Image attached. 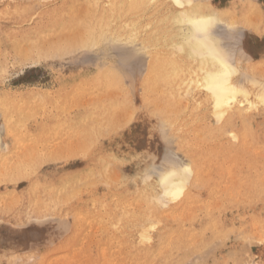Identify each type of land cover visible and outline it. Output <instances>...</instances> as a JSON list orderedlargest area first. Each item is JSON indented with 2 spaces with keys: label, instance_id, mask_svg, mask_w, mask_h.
<instances>
[{
  "label": "rangeland",
  "instance_id": "obj_1",
  "mask_svg": "<svg viewBox=\"0 0 264 264\" xmlns=\"http://www.w3.org/2000/svg\"><path fill=\"white\" fill-rule=\"evenodd\" d=\"M180 1L0 0V264H264V0ZM183 9L253 109L214 118Z\"/></svg>",
  "mask_w": 264,
  "mask_h": 264
},
{
  "label": "bare ground",
  "instance_id": "obj_2",
  "mask_svg": "<svg viewBox=\"0 0 264 264\" xmlns=\"http://www.w3.org/2000/svg\"><path fill=\"white\" fill-rule=\"evenodd\" d=\"M187 1V0H186ZM135 2V0H134ZM140 2V1H139ZM172 2L174 4H177L178 7L179 5H183V3L180 1V0H172ZM185 3V2H184ZM191 3V2H190ZM145 4V3H144ZM186 4V3H185ZM82 5V4H81ZM189 6V5H188ZM133 7V6H132ZM141 8V7H140ZM188 9V8H187ZM196 9V8H194ZM104 10V9H103ZM192 10V8H191ZM177 11V10H176ZM180 11V10H178ZM183 12H176L177 16L174 17L173 15V18L171 17V19H173L174 22L178 23V25H189L191 27H193L192 29L196 30L194 31L193 30V36L195 35L194 33H196L194 39H193V36L192 38L190 37L189 38V31H187L188 33V37H187V34L184 35V40L180 41V46H178L179 48L176 47V49L181 52V51H184L186 52V56L188 57V59H191L192 62L194 63H198V67H197V72L194 73V71H192L194 74V78H193V82L196 86V88H199L201 90H203L206 94V98L207 100L211 103L212 105V111H214V118L217 117L218 119L220 118V116L222 115V113L226 112V109L228 110V106L230 107L231 104H234L238 98H240V100L242 99V103L246 101V104L247 106L249 105L250 107H255V103L252 105V102H250L248 100V95L250 94L249 93V90H246V88L243 86H240V84L237 85V83L235 84L233 82V76L235 73H237L238 71H236L237 69L234 68V66H232V64L229 63V60H227L225 58V54L223 55L222 52H220V50L217 49L216 45H218L215 41H212V36H205L203 37L202 35H200L199 32H204V33H208L210 32V35L212 34L211 33V29L213 28L212 25L214 26L215 24V21H217L216 17L214 16H208V15H203V14H200V15H197L199 13V11L197 13H194V12H191V11H186V9L182 10ZM126 12V11H125ZM128 13V12H126ZM179 13V15H178ZM102 14V13H101ZM111 16V15H110ZM124 16V15H123ZM119 17V16H118ZM219 18V17H218ZM108 19V18H107ZM111 19V18H110ZM170 19V20H171ZM214 23V24H213ZM101 23H99V26H100ZM173 24V23H172ZM125 25V23L123 24V26ZM174 25V24H173ZM126 26V25H125ZM108 27V26H107ZM135 27V26H133ZM185 27V26H184ZM212 27V28H211ZM224 27V25H223ZM231 27V26H230ZM178 27L175 26V29L177 30ZM180 28H183L180 27ZM190 28V27H189ZM211 28V29H210ZM191 29V30H192ZM217 29V27H216ZM89 30V29H88ZM171 30V28L169 29ZM179 30V29H178ZM177 30V31H178ZM181 30V29H180ZM189 30V29H187ZM210 30V31H209ZM236 30V29H235ZM185 31V30H184ZM234 31V30H233ZM89 32V31H88ZM87 32V33H88ZM181 32V31H178V33ZM192 32V31H191ZM229 32V31H228ZM131 33H133V31H131ZM177 33V34H178ZM186 33V32H185ZM197 33L199 34L200 37H198ZM205 34V35H206ZM209 34V33H208ZM176 35V34H175ZM219 35V34H218ZM234 35V34H233ZM89 36V35H88ZM91 37V36H90ZM198 37V38H197ZM87 38V36H86ZM111 38V36H110ZM197 38V39H196ZM202 38L204 40H202ZM164 39V38H163ZM172 39V38H171ZM117 38L115 39L114 42H116ZM171 42V41H170ZM177 42V41H176ZM172 43V42H171ZM215 43V45H214ZM219 43V42H218ZM173 44V43H172ZM170 44L173 48L174 46ZM175 44V43H174ZM176 45V44H175ZM170 46V47H171ZM177 46V45H176ZM221 47V46H219ZM185 48L187 49V51H185ZM120 49V48H119ZM228 51V49H227ZM133 52V51H132ZM141 52V50H140ZM143 52V51H142ZM128 53V52H127ZM233 53V52H232ZM131 54V53H130ZM124 55V53H123ZM172 55V54H171ZM170 55V56H171ZM120 56V55H118ZM129 56V55H128ZM228 56V55H227ZM229 57V56H228ZM148 58V57H147ZM125 59V58H124ZM173 61H171L172 63ZM239 62V61H238ZM127 63V62H126ZM130 63V62H129ZM174 63V62H173ZM167 64V63H166ZM178 64V63H176ZM124 65V64H123ZM172 65V64H171ZM101 66V65H100ZM104 66V65H103ZM169 66H170V63H169ZM163 67V66H162ZM172 68H173V65H172ZM115 69V68H114ZM189 69V68H187ZM117 70V69H116ZM150 70V69H149ZM172 70V69H171ZM170 71V70H169ZM179 71V70H178ZM182 71L181 74H183V70H180ZM178 75V72L175 71ZM186 72V71H185ZM175 73V74H176ZM172 75V74H171ZM184 75V74H183ZM170 78V77H169ZM169 78H164V79H168ZM173 78V76H172ZM191 78V77H190ZM163 79V80H164ZM171 79V78H170ZM179 79V77H178ZM192 79V78H191ZM190 79V80H191ZM245 79V78H243ZM167 80V81H168ZM180 80V79H179ZM178 80V81H179ZM246 80V79H245ZM244 80V81H245ZM174 81V80H173ZM176 81V80H175ZM186 81H187V78H186ZM248 81V80H247ZM250 81V80H249ZM254 81V80H253ZM163 82V81H162ZM165 82V81H164ZM172 82V81H171ZM189 82V81H188ZM193 82H190L189 84H193ZM239 82V81H237ZM256 82V81H255ZM173 83V82H172ZM240 83V82H239ZM245 83V82H244ZM169 84H170V81H169ZM179 84V82H177V85ZM182 84H183V81H182ZM185 84V83H184ZM183 84V85H184ZM188 84V85H189ZM255 85V84H254ZM257 85H258V88L263 85L260 84V82L258 83L257 82ZM165 86V85H164ZM176 86V85H175ZM174 86V87H175ZM190 86V85H189ZM189 86H187L189 88ZM256 86V85H255ZM183 87V86H181ZM253 87V86H252ZM147 88V87H146ZM169 88V87H168ZM173 88V87H172ZM176 88V87H175ZM195 88V87H194ZM181 88H179L180 90ZM261 91L259 90V93L257 94L256 92V96L255 98L258 99V104L260 105H264V85L261 86ZM187 90V88L185 89ZM194 90V89H193ZM257 90V88L255 89ZM253 91V90H252ZM170 92V91H168ZM188 92H193L191 91V89L188 91ZM201 92V91H200ZM180 93V91H179ZM187 93V92H186ZM185 94V92H184ZM179 95V94H178ZM258 95V96H257ZM174 96V95H173ZM192 96V95H191ZM195 97V96H194ZM195 101V100H193ZM239 101V100H238ZM256 102V101H255ZM199 103V102H198ZM237 103V102H236ZM238 104L240 105V101L238 102ZM243 105V104H242ZM244 106V105H243ZM246 106V107H247ZM248 106V107H249ZM259 106V105H257ZM32 107V106H31ZM233 108V107H231ZM246 109V108H245ZM245 111V110H244ZM264 111V110H263ZM219 116V117H218ZM216 118V119H217ZM6 119V118H5ZM164 120V119H163ZM218 122V120H216ZM160 123V122H159ZM161 124V123H160ZM170 125V124H169ZM79 130V129H78ZM80 136V135H79ZM79 145V144H78ZM170 148V147H169ZM170 150V149H169ZM27 158V157H26ZM163 160V159H162ZM165 160V158H164ZM10 161V160H9ZM12 165V164H11ZM173 166V165H172ZM2 167V166H1ZM172 167H170L169 171L167 172L166 171H163V173H160L162 175V177H159L158 179L161 178V186H162V189H161V186H160V189L162 190L161 191V194H165L166 197H168L170 200H175L176 198H178L180 196V193H181V190L184 188V185L187 184L186 181L188 179V174L191 172L190 170L189 171H184V168H175L174 167L171 169ZM157 169V168H156ZM160 175V176H161ZM149 176V175H148ZM190 176V175H189ZM150 177V176H149ZM147 177V179L149 178ZM146 179V180H147ZM159 181V180H156V182ZM144 184V182H142ZM157 184H160L157 183ZM145 186V185H144ZM147 186V185H146ZM152 186V185H151ZM154 186V185H153ZM152 186V187H153ZM80 187V186H79ZM156 187V186H155ZM159 187V185H158ZM151 188V187H150ZM154 188V187H153ZM157 188V187H156ZM144 191V190H143ZM142 191V192H143ZM145 192V191H144ZM164 192V193H163ZM143 194V193H142ZM146 194V193H145ZM161 195V196H162ZM164 195V196H165ZM142 196V195H140ZM146 196V195H145ZM144 196V197H145ZM154 196V195H153ZM152 196L153 200L154 201H157V199L160 197L158 195V198L156 199L157 196H155V199L154 197ZM147 197V196H146ZM52 198V197H51ZM145 199V198H144ZM143 199V200H144ZM149 199V198H148ZM161 199V197H160ZM162 199L163 196H162ZM150 200V199H149ZM146 201V200H145ZM160 202V200H158ZM157 201V202H158ZM43 202V201H42ZM158 202V204H159ZM172 202V201H171ZM149 203V201H148ZM166 203V202H165ZM162 204V203H160ZM151 209V208H150ZM155 209V208H154ZM148 210V209H147ZM157 210V209H156ZM153 212V210H152ZM259 212V211H258ZM149 213V212H148ZM82 214V213H81ZM153 214V213H152ZM149 215V214H148ZM149 218V217H148ZM188 219V218H187ZM149 220V219H148ZM151 222V221H150ZM148 233V232H147ZM146 235V234H145ZM144 235V236H145ZM143 236V235H142ZM141 237V236H140ZM146 238H144L145 240ZM143 240V239H142ZM224 242V241H223ZM140 243V242H139ZM220 243V242H219ZM141 244H144V243H141ZM198 244V243H197ZM171 248V247H170ZM215 251V250H214ZM206 252V251H205ZM209 252V251H208ZM199 256V255H198ZM27 261V260H26ZM213 263V261H212Z\"/></svg>",
  "mask_w": 264,
  "mask_h": 264
},
{
  "label": "snow or ice",
  "instance_id": "obj_3",
  "mask_svg": "<svg viewBox=\"0 0 264 264\" xmlns=\"http://www.w3.org/2000/svg\"><path fill=\"white\" fill-rule=\"evenodd\" d=\"M184 171H188V169H184Z\"/></svg>",
  "mask_w": 264,
  "mask_h": 264
}]
</instances>
